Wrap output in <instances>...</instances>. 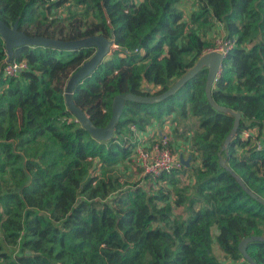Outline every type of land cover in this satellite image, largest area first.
Returning <instances> with one entry per match:
<instances>
[{
  "label": "trees",
  "instance_id": "trees-1",
  "mask_svg": "<svg viewBox=\"0 0 264 264\" xmlns=\"http://www.w3.org/2000/svg\"><path fill=\"white\" fill-rule=\"evenodd\" d=\"M68 1L0 0V19L29 36L113 40L117 48L72 94L95 126L108 123L115 95H158L188 72L209 48L204 30L215 22L233 46L211 97L241 119L224 147L234 117L209 103L203 67L163 101L126 100L112 137L95 139L64 100L68 78L95 48L15 47L9 62H25L27 69L10 78L2 75L7 52L0 37V264H223L212 253V226L225 256L248 264L238 244L264 237L258 200L264 199V149L241 135L264 129V0H198L188 22L176 7L179 0H83L94 13L86 24L74 15L51 14ZM199 27H205L201 34ZM170 114L185 126L197 119L189 128V155L199 166L144 175L142 183L131 184L117 164L132 155V127L144 130ZM185 170L193 176L189 188L179 185ZM157 182L172 190L149 191ZM178 207L182 214H174ZM246 250L264 264V241L250 242Z\"/></svg>",
  "mask_w": 264,
  "mask_h": 264
},
{
  "label": "water",
  "instance_id": "water-1",
  "mask_svg": "<svg viewBox=\"0 0 264 264\" xmlns=\"http://www.w3.org/2000/svg\"><path fill=\"white\" fill-rule=\"evenodd\" d=\"M0 37L3 39L5 43V48L7 52L6 61H10L13 56V49L15 47L21 45L28 46H44L58 50H77L79 48L84 47H94V54L87 59L84 63H82L68 78L65 89H64V100L67 108L72 112L78 122L93 136L98 140H108L113 135V129L117 122V120L121 116L122 109L124 107V102L126 100L141 102V103H150L153 104L155 102L163 101L168 96L172 95L180 86H182L186 81H188L191 77L196 75L203 67L208 69L207 78H206V86L205 92L208 98V101L211 105H213L216 109L222 112H228L234 117L233 128L230 135L226 138L224 147L227 146L229 139L236 132L241 114L239 112H233L226 108L215 105L214 101L211 97V88L213 83L215 82L221 68L222 59L224 58L222 54L218 52H208L202 54L195 65L186 72L183 76H181L176 82H174L166 91L158 95L151 96H139L134 94H117L114 96L112 105H111V116L108 120V123L104 127L95 126L87 114L75 105L73 101V90L75 86L81 82V80L87 77L93 70L103 61V59L108 56L110 53L111 45L113 44V40L105 37L104 35H91L88 37L80 38L77 40H59L54 38H47L44 36H29L24 32L18 30L17 24L7 25L0 19ZM223 147V148H224ZM189 159H184L182 155L179 156L180 162L187 166L189 164ZM220 164L222 166H226L224 160H220ZM240 184H243L242 182ZM251 196L257 198V196L248 191ZM258 200L264 204L263 198H258ZM253 241H264V237L261 236H250L243 238L238 244V250L242 255L243 259L248 264H256V262L249 256L246 250V246L248 243Z\"/></svg>",
  "mask_w": 264,
  "mask_h": 264
},
{
  "label": "built area",
  "instance_id": "built-area-1",
  "mask_svg": "<svg viewBox=\"0 0 264 264\" xmlns=\"http://www.w3.org/2000/svg\"><path fill=\"white\" fill-rule=\"evenodd\" d=\"M54 1V0H51ZM217 47H209L204 53L218 52L224 57L229 49L233 46V42L227 40L225 37L220 38ZM117 48L116 44H112L110 52ZM27 69L25 62H9L6 61L2 68V75L4 77L16 78L19 77L23 70ZM134 134L138 132L132 127ZM258 134V129H246L243 131L241 138L248 139L252 137L256 149H264V129L262 135ZM170 136L168 133H161L156 135L150 141H137L133 135L131 141L134 143L132 151L133 162L142 169L144 175L158 177L162 174H169L173 169H181L184 165L180 162L178 157L173 156L169 147ZM59 264V263H57Z\"/></svg>",
  "mask_w": 264,
  "mask_h": 264
},
{
  "label": "rangeland",
  "instance_id": "rangeland-1",
  "mask_svg": "<svg viewBox=\"0 0 264 264\" xmlns=\"http://www.w3.org/2000/svg\"><path fill=\"white\" fill-rule=\"evenodd\" d=\"M83 0H69L65 5L62 7L51 11V14L53 16H57L59 18H67L68 15H74L76 18H78L80 21L84 22L85 24L87 22H91L94 20V13L92 10H89L87 12L82 5ZM143 0H132V2L138 4L142 2ZM199 2L198 0H179V2L176 4V7L178 10L181 11L183 16V21L188 22L190 19V15L192 12H196L199 8ZM50 14V15H51ZM214 25V24H213ZM195 27V25H194ZM205 28V27H204ZM204 28L197 29V31L201 34L203 33ZM187 30L192 29V25H188ZM205 31L204 39L209 43V47H217L218 43L220 42L221 37H225V33L222 31L221 27L217 28L216 26H213L212 28H207ZM111 53V52H110ZM108 54V56L110 55ZM107 57V56H106ZM186 126L188 128H192L193 130L197 127V119L195 117H190L186 121ZM183 126V124L180 122L176 124V127ZM184 127V126H183ZM173 133V132H172ZM176 133V134H175ZM174 133V139L178 136V129L175 130ZM172 140L169 139V147L172 151L173 156H175L176 151L173 148ZM177 157V156H175ZM117 168L119 169V173L123 178L129 179L131 184H136L138 182L142 183V178L144 176L142 169L136 166V164L133 162L132 155L130 156V159H126L124 161H121L117 164ZM155 181V180H153ZM183 186V185H180ZM158 189H163L164 192L172 190L171 186L166 185L163 182H157L154 186L150 187L148 189L149 191H157ZM0 243L4 246L2 233L0 232ZM1 251V250H0Z\"/></svg>",
  "mask_w": 264,
  "mask_h": 264
},
{
  "label": "crops",
  "instance_id": "crops-1",
  "mask_svg": "<svg viewBox=\"0 0 264 264\" xmlns=\"http://www.w3.org/2000/svg\"><path fill=\"white\" fill-rule=\"evenodd\" d=\"M217 28L222 29L224 32V28L221 23L215 22L214 25ZM225 33V32H224ZM146 88V90L154 91L156 90V87L153 85H148L147 83L143 84ZM174 115H167L162 117L159 120H153L150 125H148L144 130H140L134 134L137 141H150L153 139L156 135H160L161 133H168L170 136V140H172L173 148L176 151L175 156L179 158L180 155L183 156L184 159H188L190 157L189 153V139L192 135V130H190L187 126L183 124L179 128L177 127L179 133L178 136L174 139V133L176 129V123L173 121ZM186 130V131H185ZM173 132V133H172ZM176 134V133H175ZM190 167H196L199 166V160L195 159L194 161H191V157L189 159ZM179 185H183L186 187H191L193 184V176L191 174L190 170H185L182 174L179 176ZM159 183V182H158ZM182 208L178 207L174 210V214H182ZM211 237H212V253L216 257V259L223 264H239L238 261H233L230 258L226 257L225 254L222 252V250L218 247L216 243V237L218 234V229L216 226H212L210 229Z\"/></svg>",
  "mask_w": 264,
  "mask_h": 264
}]
</instances>
